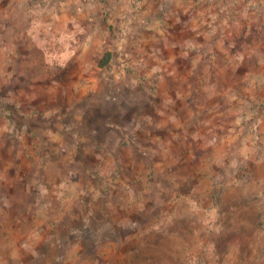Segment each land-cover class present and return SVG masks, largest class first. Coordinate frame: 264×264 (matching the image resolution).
I'll list each match as a JSON object with an SVG mask.
<instances>
[{"label":"rangeland","instance_id":"1","mask_svg":"<svg viewBox=\"0 0 264 264\" xmlns=\"http://www.w3.org/2000/svg\"><path fill=\"white\" fill-rule=\"evenodd\" d=\"M0 264H264V0H0Z\"/></svg>","mask_w":264,"mask_h":264}]
</instances>
